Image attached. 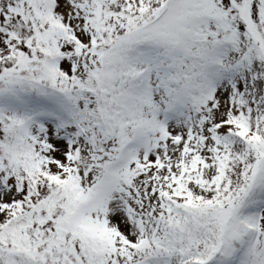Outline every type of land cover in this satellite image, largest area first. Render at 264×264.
Segmentation results:
<instances>
[{
  "label": "snow or ice",
  "instance_id": "1",
  "mask_svg": "<svg viewBox=\"0 0 264 264\" xmlns=\"http://www.w3.org/2000/svg\"><path fill=\"white\" fill-rule=\"evenodd\" d=\"M0 264H264V0H0Z\"/></svg>",
  "mask_w": 264,
  "mask_h": 264
}]
</instances>
